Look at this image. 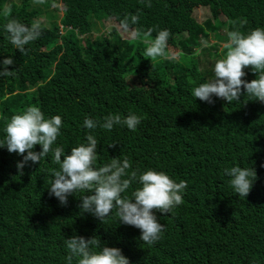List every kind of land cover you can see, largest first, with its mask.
I'll return each mask as SVG.
<instances>
[{
	"label": "trees",
	"instance_id": "16d2710c",
	"mask_svg": "<svg viewBox=\"0 0 264 264\" xmlns=\"http://www.w3.org/2000/svg\"><path fill=\"white\" fill-rule=\"evenodd\" d=\"M58 2L64 11L59 21L37 9ZM146 3L0 0V60L11 57L15 64L9 68L16 73L0 77V140L11 117L30 105L46 118L62 117L53 147H63L66 154L86 143L85 117L140 115L135 131L119 125L94 130L97 167L127 157L133 169H155L176 182L186 180L183 204L169 215L156 213L165 231L149 246L139 239V229L119 223L114 212L104 224L82 213L79 199L86 193L70 196L66 207L49 196L51 170L58 169L51 154L25 166L21 176L16 165L22 157L0 148V264H67L64 240L73 235L100 237L107 246L120 248L130 264H264V103L245 95L231 104L213 97L208 104L191 95L194 87L214 78V63L226 52L220 50L226 29L248 34L264 28V0ZM6 6L11 7L9 17ZM197 9L208 10L204 20L196 16ZM130 14L139 15L133 28L156 29L151 38L168 29L167 51L179 58L152 64L143 43L121 38L116 28L104 34L111 23L121 26ZM9 19L28 26L41 22L42 34L26 46L27 55L8 40L4 25ZM247 70L244 79H256ZM40 150L36 145L34 151ZM233 166L256 170L246 198L229 184L224 170ZM136 187L134 183L123 195L130 197Z\"/></svg>",
	"mask_w": 264,
	"mask_h": 264
},
{
	"label": "clouds",
	"instance_id": "9594fccd",
	"mask_svg": "<svg viewBox=\"0 0 264 264\" xmlns=\"http://www.w3.org/2000/svg\"><path fill=\"white\" fill-rule=\"evenodd\" d=\"M151 2L147 0L146 6L150 7ZM35 3L43 4L45 0H35ZM52 7L47 8L50 10ZM63 12L59 18L53 12L47 14L50 13L59 21ZM4 15H11L10 6L4 8ZM138 23L139 15L130 14L121 21V26L125 32L130 33L132 40L145 45L144 56L152 64L177 60L176 54L167 51L171 36L168 29L156 31L155 37L151 38L156 29L148 28L145 31L132 27ZM229 23L235 25L237 22ZM4 30L10 43L23 55H27L26 46L42 34L40 21L28 26L16 19H9ZM226 35L227 41L223 44L226 52L222 59L214 63V78L194 87L191 95L208 104L214 103L213 97L231 104L239 102L241 96L245 95L264 103V28L257 27L248 34L242 33L239 28L226 29ZM14 64L11 57L0 60V77L15 76L14 68H9ZM249 67L256 74V79L251 81L244 79ZM141 121L140 115L131 112L127 116L109 114L102 120L85 117L83 126L89 130L86 143L71 148L70 154H66L63 147H53L61 135L62 117L55 115L46 118L38 106L30 105L22 113L13 115L6 124V135L0 140V148H6L9 153L22 157L16 165L21 176L25 166L39 164L51 154L58 169L51 170L53 179L49 196H54L61 206L66 207L70 196L86 193L79 199L78 207L82 213H90L104 224L114 212L119 223L139 229V239L152 246L162 238L165 231V225L159 222L156 213L169 215L183 204L182 194L188 186L187 181L176 182L165 172L155 169L143 172L133 169L127 157H114L110 163L97 167L98 140L92 134L98 127L111 131L118 125L135 131ZM36 145L41 146L40 151H34ZM108 146L114 147L115 144ZM224 171L231 178L229 184L234 192L246 198L257 179L256 170L253 167L233 166ZM134 183L139 187L131 192V196L123 195ZM64 244L68 251L65 257L67 264H73L74 258L77 264H130L129 258L120 248L107 246L96 235L88 238L73 235L65 239Z\"/></svg>",
	"mask_w": 264,
	"mask_h": 264
},
{
	"label": "rangeland",
	"instance_id": "374dc122",
	"mask_svg": "<svg viewBox=\"0 0 264 264\" xmlns=\"http://www.w3.org/2000/svg\"><path fill=\"white\" fill-rule=\"evenodd\" d=\"M52 1H57V0H52ZM15 2H16V3H19V0H15ZM50 7H51V3H50ZM37 9H38L39 11H41L43 14H47V12H49V11H50V12H53V14H55V16H56L57 18H59L60 13H61V11H62V6H61L60 3L58 2V3H57L56 5H54L50 10H48V8L45 7V6H43V5H39V6L37 7ZM206 11H208V10H201V9H199V10L196 11V16L199 17L200 20H204V18L206 17ZM42 21H43L44 24H46V22H47L46 18H44ZM112 28H116V29H117V31L119 32L121 38H123V39H131V37H130V33H129V32H125V31L121 28V26H120L118 23H116V22L111 23V24H110V28H108L107 30H105L104 34H105V35H108V34L112 31ZM214 42H217V41L214 40V39H212V40H211V43H214ZM223 44H224V43H222V44L220 45V46H221L220 50H223V49H224V48H222V47H223ZM177 57L179 58V56H177ZM178 58H177V59H178ZM218 60H219V59H218ZM216 61H217V60H216ZM216 61H215V62H216ZM127 83L130 84V81H127Z\"/></svg>",
	"mask_w": 264,
	"mask_h": 264
}]
</instances>
